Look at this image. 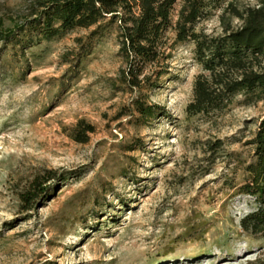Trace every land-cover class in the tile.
Listing matches in <instances>:
<instances>
[{"label":"rangeland","instance_id":"obj_1","mask_svg":"<svg viewBox=\"0 0 264 264\" xmlns=\"http://www.w3.org/2000/svg\"><path fill=\"white\" fill-rule=\"evenodd\" d=\"M36 1L0 0V31ZM228 1L197 31L221 35ZM116 25L29 48L0 42V264H264V239L240 227L253 199L238 193L264 99L238 93L220 112L188 113L207 75L190 41L124 82ZM79 123L93 129L84 143ZM33 186L47 191L23 203Z\"/></svg>","mask_w":264,"mask_h":264},{"label":"trees","instance_id":"obj_2","mask_svg":"<svg viewBox=\"0 0 264 264\" xmlns=\"http://www.w3.org/2000/svg\"><path fill=\"white\" fill-rule=\"evenodd\" d=\"M215 1L219 0H38L20 25L0 31V42L29 48L74 29L95 28V35L109 20L117 24L119 55L126 66L123 80L136 86V77L144 67L159 61L166 63L177 43L190 41L195 46L197 62L207 75L196 78L193 99L186 110L190 114L220 112L231 103L234 94L264 99V0H247L255 5L241 10L233 4L237 0H229L220 15L222 34L213 37L197 31L196 26ZM178 2L173 22L171 17ZM224 13L237 19L240 26L230 27ZM133 104L142 117L154 116L153 108L143 102ZM81 126L82 123L77 125L80 130L75 138L84 143L93 129ZM251 145L252 160L243 168L238 193L252 198L255 209L240 220V227L243 232L264 239V116ZM38 190L33 186L20 195L21 201L30 204L40 192L47 191Z\"/></svg>","mask_w":264,"mask_h":264}]
</instances>
